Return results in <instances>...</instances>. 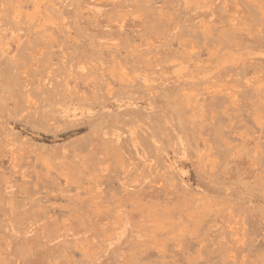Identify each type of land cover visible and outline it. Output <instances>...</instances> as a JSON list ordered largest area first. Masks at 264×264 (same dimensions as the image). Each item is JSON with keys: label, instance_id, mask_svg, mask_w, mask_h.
Returning a JSON list of instances; mask_svg holds the SVG:
<instances>
[{"label": "rangeland", "instance_id": "obj_1", "mask_svg": "<svg viewBox=\"0 0 264 264\" xmlns=\"http://www.w3.org/2000/svg\"><path fill=\"white\" fill-rule=\"evenodd\" d=\"M0 264H264V0H0Z\"/></svg>", "mask_w": 264, "mask_h": 264}]
</instances>
